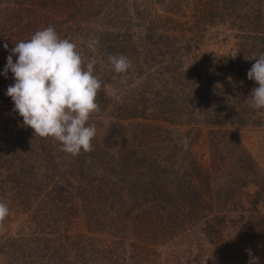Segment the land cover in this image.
<instances>
[{
	"label": "rangeland",
	"instance_id": "1",
	"mask_svg": "<svg viewBox=\"0 0 264 264\" xmlns=\"http://www.w3.org/2000/svg\"><path fill=\"white\" fill-rule=\"evenodd\" d=\"M49 25L97 59V136H33L0 75V264H264V0H0V73Z\"/></svg>",
	"mask_w": 264,
	"mask_h": 264
},
{
	"label": "clouds",
	"instance_id": "2",
	"mask_svg": "<svg viewBox=\"0 0 264 264\" xmlns=\"http://www.w3.org/2000/svg\"><path fill=\"white\" fill-rule=\"evenodd\" d=\"M98 43V38H91L86 46L95 54ZM4 48L8 49L7 43ZM107 62L116 74H126L132 67L123 54H109ZM96 64L95 55L85 57L75 42L61 38L49 25L15 44L0 75L12 74L14 83L5 95L11 98L23 126L33 136L52 139L60 152L75 157L90 153L97 136L95 123H89L101 110L97 95L102 81L95 75ZM247 78L258 87L251 90L246 102L253 109H264V53L255 59ZM8 215L9 202L0 200V226ZM246 252L248 264H260L251 248Z\"/></svg>",
	"mask_w": 264,
	"mask_h": 264
}]
</instances>
